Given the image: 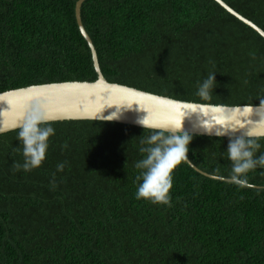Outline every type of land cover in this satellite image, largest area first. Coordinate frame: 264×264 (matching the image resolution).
<instances>
[{
	"label": "trees",
	"instance_id": "16d2710c",
	"mask_svg": "<svg viewBox=\"0 0 264 264\" xmlns=\"http://www.w3.org/2000/svg\"><path fill=\"white\" fill-rule=\"evenodd\" d=\"M77 1L0 0V93L97 80ZM222 1L264 31V0ZM81 20L109 83L264 106V39L213 0H86ZM212 72L205 100L198 88ZM42 126L55 134L30 172L15 168L20 129L0 135V264H264V168L247 174L250 187L223 181L228 138L190 135L188 161L223 180L183 160L171 172L169 207L136 199V164L150 137L170 134L100 121ZM253 139L258 157L264 138Z\"/></svg>",
	"mask_w": 264,
	"mask_h": 264
},
{
	"label": "water",
	"instance_id": "95a60500",
	"mask_svg": "<svg viewBox=\"0 0 264 264\" xmlns=\"http://www.w3.org/2000/svg\"><path fill=\"white\" fill-rule=\"evenodd\" d=\"M85 1L76 2L75 18L90 49L97 80L51 83L0 93V135L20 129L27 117L42 114L46 123L113 122L170 135L174 131L172 125L181 123V131L189 135L229 139V136L251 133L253 138H264V106L221 107L183 102L107 82L93 43L82 25L81 7ZM213 1L264 39V31L254 23L222 0ZM141 118L150 126L139 125L137 120ZM184 161L198 174L223 180L202 173L188 159ZM223 181L232 183L231 180Z\"/></svg>",
	"mask_w": 264,
	"mask_h": 264
},
{
	"label": "clouds",
	"instance_id": "9594fccd",
	"mask_svg": "<svg viewBox=\"0 0 264 264\" xmlns=\"http://www.w3.org/2000/svg\"><path fill=\"white\" fill-rule=\"evenodd\" d=\"M215 85V72H212L201 82L197 94L202 99H211ZM250 110L244 109V111ZM45 123V117L42 114H36L27 117L20 126L17 140L23 145L24 159L22 165H15L17 171L22 169L30 172L39 168L45 160L49 137L55 134L54 128L42 126ZM137 123L143 128L150 126L144 118L138 119ZM172 128L174 131L168 138L161 141L159 136H152L146 141L149 146L141 148V152L147 153V157L136 164V168L144 170L138 177L142 180L136 191L138 200L144 199L152 204L171 206V172L181 161L188 159V145L192 139L189 134L181 131V123L172 125ZM259 148L260 144L253 139L251 133L229 136L226 151L232 164L230 179L239 188L251 186L247 179L250 171L264 168V154L256 156ZM63 170L64 164H58L57 171ZM52 183L55 187V174H53Z\"/></svg>",
	"mask_w": 264,
	"mask_h": 264
},
{
	"label": "bare ground",
	"instance_id": "6f19581e",
	"mask_svg": "<svg viewBox=\"0 0 264 264\" xmlns=\"http://www.w3.org/2000/svg\"><path fill=\"white\" fill-rule=\"evenodd\" d=\"M75 12V11H74ZM119 85V84H118ZM39 86V85H38ZM184 102V101H183Z\"/></svg>",
	"mask_w": 264,
	"mask_h": 264
}]
</instances>
